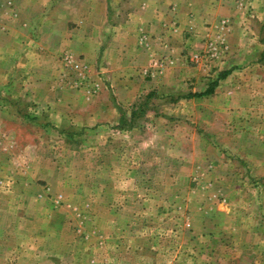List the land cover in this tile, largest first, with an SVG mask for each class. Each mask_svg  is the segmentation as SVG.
Here are the masks:
<instances>
[{
	"label": "rangeland",
	"instance_id": "374dc122",
	"mask_svg": "<svg viewBox=\"0 0 264 264\" xmlns=\"http://www.w3.org/2000/svg\"><path fill=\"white\" fill-rule=\"evenodd\" d=\"M206 3L0 0V264H264V0Z\"/></svg>",
	"mask_w": 264,
	"mask_h": 264
},
{
	"label": "crops",
	"instance_id": "0c3cea01",
	"mask_svg": "<svg viewBox=\"0 0 264 264\" xmlns=\"http://www.w3.org/2000/svg\"><path fill=\"white\" fill-rule=\"evenodd\" d=\"M167 1L166 8L160 7L161 10H159V8H154V0H129L131 6L130 9L128 6L125 23L119 26H112L111 24L104 29L105 32L110 31L112 34L108 46L113 57H118L115 52L118 49L122 54L119 57L125 58L123 49H126L125 45L129 41V34L131 33H145L147 35L145 41H147L148 39L151 40V33L155 28H161L162 25L166 27L167 24L169 27H176L178 31L197 30L202 32L206 29L204 22H207L213 15L212 11L214 9L209 8L213 5H208L206 3L207 0ZM163 9H165L164 12L162 11ZM118 33H120V37H118ZM141 41L144 42L143 38Z\"/></svg>",
	"mask_w": 264,
	"mask_h": 264
},
{
	"label": "trees",
	"instance_id": "16d2710c",
	"mask_svg": "<svg viewBox=\"0 0 264 264\" xmlns=\"http://www.w3.org/2000/svg\"><path fill=\"white\" fill-rule=\"evenodd\" d=\"M225 74L222 75V77L224 76ZM216 82L217 81H212L208 86L207 88L202 91V92H196V93H193V94H189L188 97H199V96H203V95H208L210 93H212L213 91V88L216 86Z\"/></svg>",
	"mask_w": 264,
	"mask_h": 264
},
{
	"label": "built area",
	"instance_id": "2783aa9c",
	"mask_svg": "<svg viewBox=\"0 0 264 264\" xmlns=\"http://www.w3.org/2000/svg\"><path fill=\"white\" fill-rule=\"evenodd\" d=\"M215 49V48H214ZM214 54H216V53H214ZM75 67H78V65L77 64H75Z\"/></svg>",
	"mask_w": 264,
	"mask_h": 264
}]
</instances>
